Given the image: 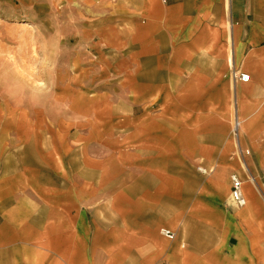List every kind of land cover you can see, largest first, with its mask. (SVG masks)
<instances>
[{"label": "crops", "instance_id": "1", "mask_svg": "<svg viewBox=\"0 0 264 264\" xmlns=\"http://www.w3.org/2000/svg\"><path fill=\"white\" fill-rule=\"evenodd\" d=\"M81 2L84 102L33 106L0 76V264H264V0H0V17Z\"/></svg>", "mask_w": 264, "mask_h": 264}, {"label": "rangeland", "instance_id": "2", "mask_svg": "<svg viewBox=\"0 0 264 264\" xmlns=\"http://www.w3.org/2000/svg\"><path fill=\"white\" fill-rule=\"evenodd\" d=\"M76 5L68 12L63 9V16L35 5L23 19L0 17V30L7 34L0 36V76L16 77L17 83L6 86L25 93L33 106L50 110L58 97L67 102L74 96L84 102L87 96V35L82 33L87 31V5ZM74 31L82 34H71Z\"/></svg>", "mask_w": 264, "mask_h": 264}, {"label": "built area", "instance_id": "3", "mask_svg": "<svg viewBox=\"0 0 264 264\" xmlns=\"http://www.w3.org/2000/svg\"><path fill=\"white\" fill-rule=\"evenodd\" d=\"M232 77L234 80L243 82H248L250 79L249 74L239 72H233ZM235 122L237 123V121ZM235 127L236 124H234V129ZM199 170L203 173L207 172V170L203 168H199ZM231 196L236 207L242 208L247 204V199L243 193V181L237 175L231 176ZM161 232L170 239H173L175 236V234L168 229H162Z\"/></svg>", "mask_w": 264, "mask_h": 264}, {"label": "bare ground", "instance_id": "4", "mask_svg": "<svg viewBox=\"0 0 264 264\" xmlns=\"http://www.w3.org/2000/svg\"><path fill=\"white\" fill-rule=\"evenodd\" d=\"M239 121H237V123L235 122V124H236V127H235V134H236V131L239 129V123H238Z\"/></svg>", "mask_w": 264, "mask_h": 264}]
</instances>
